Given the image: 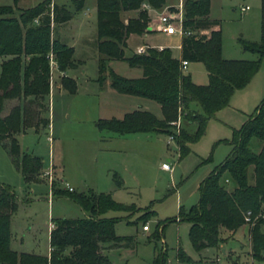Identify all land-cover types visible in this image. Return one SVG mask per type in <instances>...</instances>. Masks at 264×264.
Listing matches in <instances>:
<instances>
[{"label":"trees","instance_id":"1","mask_svg":"<svg viewBox=\"0 0 264 264\" xmlns=\"http://www.w3.org/2000/svg\"><path fill=\"white\" fill-rule=\"evenodd\" d=\"M18 1L0 4V143L23 178L31 180L39 175L42 161L21 150L18 133L29 127L38 129L39 125L45 126L49 122L43 114L47 111L50 92V67L46 55L52 51L61 70L72 67L73 46L55 37L53 30L57 24L72 18L83 7V0H41L28 7H19ZM144 1L155 8L166 3V0H96L97 80L103 84L104 70L112 59H124L130 66L140 67L142 72L138 77H126L109 68L110 85L119 92L157 101L162 116L136 108L125 112L122 117H99L95 125L100 130L109 131L111 137L137 131L171 135L169 123L185 111L184 118L196 126L193 131L181 128L177 136L173 135L181 158L188 152L186 144L202 135L208 118L227 105L233 91L246 85L259 69L264 57V0H261L259 40L240 38L242 48L257 55L253 59L222 56L221 27L219 21L209 15L210 0H184L183 26L192 32L182 36L179 57L173 55L168 46L161 49L148 46L145 52L132 51L125 55L130 34L151 30L150 15L141 6ZM130 9H138V13L125 21L121 14ZM15 10H18L17 15ZM181 59L201 61L207 70L208 81L194 82L190 74L181 69ZM62 84L69 92L76 90V82L68 75L62 77ZM191 103L198 107L191 108ZM254 138L262 142L258 152L250 148ZM228 143L231 146L228 155L201 181L198 202L188 210L181 206L173 220L190 224L189 240L195 250L201 251L209 247L219 248L225 241L222 230L235 232L248 224L244 215L250 211L253 221L249 224L251 255L259 264H264V217L260 216L264 212V98L254 113L233 130ZM250 166L253 168V183L248 181ZM225 174L235 183L231 190L220 182ZM113 181L117 187L122 186L117 173L113 174ZM225 182L229 179L225 178ZM66 191V196L88 215L85 218L52 219L50 252L46 256L11 249L10 223L17 207V197L13 190L0 182V264H113L106 252L135 248L136 237L116 235L117 219L103 216L109 210L133 206L116 202L110 193L90 192L85 195ZM164 222L157 223L154 236L159 235ZM164 255L161 252V257ZM177 258H187L180 247Z\"/></svg>","mask_w":264,"mask_h":264},{"label":"rangeland","instance_id":"2","mask_svg":"<svg viewBox=\"0 0 264 264\" xmlns=\"http://www.w3.org/2000/svg\"><path fill=\"white\" fill-rule=\"evenodd\" d=\"M39 1L41 0H19L17 5L28 7ZM178 2L179 0H166L159 10L162 11L167 6L176 9ZM4 3L13 4V0H0V4ZM245 4L249 5V9L242 12L240 6ZM14 14L17 15L18 10H15ZM151 14L155 16L154 11ZM127 15L129 14L122 13V19ZM209 15L220 23L222 56L245 59L257 57L255 53L242 48L240 38L259 40L261 0H210ZM154 19L150 17L149 25L156 26ZM149 32L151 33L144 38L131 35L130 45L136 48L139 43L146 42L156 48L168 46L175 56L180 53L178 34H165L157 31L156 27ZM53 35L73 46L72 67L64 70L51 69L47 111L43 113L50 118V125L48 122L45 126L39 125L38 129L29 127L18 133L21 150L41 159L42 168L39 175L35 179L25 180L0 143V182L13 190L17 197V207L12 212L10 223L11 249L47 255L52 219L85 218L88 215L73 199L66 196L68 192L63 182H68L74 193L85 195H89L90 192L110 193L116 202L133 206L129 209L109 210L103 215L117 219L116 235L136 237L134 249L111 250L109 257L113 264H259L251 255L249 224H245L234 236L222 230L223 236L228 235L225 240L228 241L226 247L228 255H225L220 248L195 250L188 237L190 224L186 221L177 223L173 220L178 215L180 207L177 204V192L172 186L175 185L182 191L193 177L191 172L184 176L185 181H182L180 174L174 172L173 180L169 173L161 170V163L169 162L176 165L177 161L176 145L174 142L167 144V133L135 132L133 136H138V140L132 141L131 147L112 148L120 143L127 145L128 142H110L106 138L110 132L100 130L95 125L99 117H110L118 105L115 99L100 92L101 84L97 80L99 70L96 0H83V7L68 20L67 24H57ZM131 52L132 49L129 47L125 48V55ZM261 63H264V57ZM107 64L103 83L110 82L109 61ZM114 66L120 70L119 72L128 75L134 74L136 69L140 68L138 66L130 68L122 61H118ZM69 68H76L71 69L68 75L76 82L74 92H69L62 84V77L67 75L65 71ZM190 70L204 74L205 66L199 61H190L188 70L185 69L184 72L189 73ZM74 72L77 73V79L71 76ZM148 101L152 103L150 111L159 112L160 116L159 103L153 99ZM113 105H116L115 108ZM125 106L128 107L127 104ZM190 107L196 108L198 105L191 103ZM185 113L184 111L183 114H179L174 122L169 123L171 135L177 136L181 128L188 131L195 129L196 124L186 120ZM140 142H145L147 146L143 144L140 146ZM261 143L254 138L251 140L250 148L258 152ZM166 158L169 160L166 161ZM220 159L216 163L219 164L224 157ZM114 173L122 180L121 187L114 183ZM133 175L137 176L136 180ZM225 178H228L229 182L226 183ZM248 181L253 183L252 166L248 168ZM220 182L228 190L235 186L226 174ZM198 200L197 191L192 198L184 202L183 207L188 210ZM159 222L164 224L159 229V235L154 236L157 234L156 225ZM145 224L150 227L148 232L142 231ZM262 230L264 232V224ZM178 247L184 251L186 259L177 258ZM161 252L165 253L162 257ZM262 255L264 263V250Z\"/></svg>","mask_w":264,"mask_h":264},{"label":"crops","instance_id":"3","mask_svg":"<svg viewBox=\"0 0 264 264\" xmlns=\"http://www.w3.org/2000/svg\"><path fill=\"white\" fill-rule=\"evenodd\" d=\"M59 2H66V1H59ZM122 13L129 14L124 17L126 21L127 18L136 16L138 13V9L124 10ZM67 22L68 20L60 24H64V23L67 24ZM149 33L151 32H146L143 34H136V33L130 34L127 38V47L132 49V51H135L136 48L138 47L137 46L136 48H134L130 45L129 38L131 35H137V36L144 38V37H147ZM143 43H146V42H142L141 44ZM179 56H180V53L176 57H179ZM0 59L2 60V57H0ZM118 61L126 62L128 64V62L124 59L109 60V66L115 72L123 76H126V77H138L141 75L142 70L141 68H138V67H137L138 69H136V72L131 75H128L125 72H119L120 70H118L117 67L114 66L116 65ZM189 63L190 61H188L187 63V66H186L187 70H188ZM128 66L130 65L128 64ZM131 67L132 66H130V68ZM71 69L75 70L76 68H69L68 70L65 71V73L69 75V72ZM83 71L84 70H82V72ZM188 72L192 80L196 83H206L208 81V74H207L206 69H205L204 74L203 73L197 74L196 72H192L191 70ZM71 76L77 79L76 72L71 73ZM100 87L102 89L100 91L102 94L108 96L109 98H113L116 100V102H118L117 109L115 110L116 112L114 111L115 114L114 113L111 114L110 117L112 116L122 117L125 112L131 111L136 108L152 110L150 108L152 103L151 101H148L150 98L119 92L110 85L109 81H107V83L104 82ZM263 98H264V63L263 64L261 63L259 69L253 74V76L248 81V83L240 88H236L233 91L229 99V103L217 109L214 112L213 116L208 118L202 135L196 141L188 142L186 144L188 147V152L183 157L179 158L178 148H177V145L175 144L176 145L175 155L177 159L176 165H174L173 163L172 164L170 163L171 166H173V169L171 171L164 170L161 167L160 168L162 171L169 173L172 179L175 178V174H178V175L180 174V177H182V181L183 180L185 181V178H183L184 176H188L192 172L191 175L193 178L191 182L182 191H180V189L177 186L175 185L172 186L173 190H176L177 192V204L179 205V207L181 206L183 207L184 202H186V200L194 196V194L198 191L201 181L212 171L214 166L218 164L216 162H218V160H221L220 158L224 157L225 159V157L228 155L231 149V146L229 145L228 142L232 138L233 130L239 128L249 118V116L254 113L256 107L260 104ZM126 104L128 107H132V108L129 109L128 107L125 106ZM115 106L116 105H113L114 108ZM158 108H160V116H159V112H153V111L151 112H153L157 117H161L162 111H161L160 104L158 105ZM106 118H109V117H106ZM48 119H49V125H50V118ZM137 132H144V131H137ZM149 132H152V131H149ZM133 133L135 132L126 133V135H123V136H112V137L110 135H107L106 138L110 142L112 141V143H114V141H120V142L127 141L128 142L127 145H125V143H120L116 147H112V148H125L126 146L131 147L132 146L131 142L134 140H138V136H133ZM142 144L145 145V147L147 146L145 142L141 143L140 146ZM168 160L169 159L166 158V161ZM222 161H220L219 163H221ZM174 172L176 173L174 174ZM133 177L135 180L137 179V176L133 175ZM175 221L177 223H181L178 221V219H176ZM243 226H241L235 232H231V231H228V232H230V234L234 236L236 235V233H238L242 229ZM51 227H52V224H50L49 232H50ZM161 227L162 225L160 226L159 229H161ZM149 230H150V227L148 226V230L146 231L142 230V231L148 232ZM223 237L226 240L228 235L223 236ZM227 244H228V241H224L219 246V248L225 255H228V251L226 249ZM49 252H50V247H49V251L46 256L49 255ZM110 252L111 250H109V252H106V253L110 254Z\"/></svg>","mask_w":264,"mask_h":264},{"label":"built area","instance_id":"4","mask_svg":"<svg viewBox=\"0 0 264 264\" xmlns=\"http://www.w3.org/2000/svg\"><path fill=\"white\" fill-rule=\"evenodd\" d=\"M141 6L147 10L148 14L150 15L152 19L156 17V19H154L156 21V26H153V24H150V29H154L156 27L157 31H162L165 34H178L180 36V40L183 35H188L192 32L190 29L185 28L183 26V18H184L183 0H179V2L176 4V9L174 8L172 9L171 6H167L165 7L164 10L160 11L159 8H155L145 1L141 4ZM248 8H249L248 4L240 6V10L242 12H245ZM153 11L155 12L154 17L151 14V12ZM148 46L150 45L147 43L140 44L138 45L135 51L139 53L145 52ZM162 47L163 46H158L159 49H161ZM46 56L49 60L50 83H51V69L58 68V64L54 57V53L52 51L48 52ZM187 63H188L187 60L181 59L180 67L182 70L186 69ZM173 141H174L173 135H168L167 143H170ZM161 168L164 170L171 171L173 169V166H171L169 162H163L161 163ZM63 183H64V187L67 190L69 191L73 190V188L69 185L68 182H63ZM263 210H264V204H263ZM260 216L264 217V212L261 213ZM244 218H245L246 223L248 224L253 223V221L251 220L250 211H247L245 213ZM142 230L144 231L148 230V225L147 224L143 225Z\"/></svg>","mask_w":264,"mask_h":264}]
</instances>
